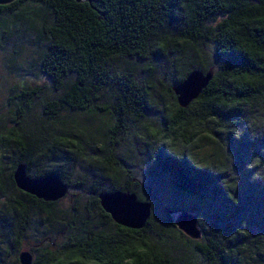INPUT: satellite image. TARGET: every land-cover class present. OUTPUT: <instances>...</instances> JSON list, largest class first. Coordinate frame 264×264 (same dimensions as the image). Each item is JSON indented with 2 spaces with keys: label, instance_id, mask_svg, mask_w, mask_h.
Listing matches in <instances>:
<instances>
[{
  "label": "trees",
  "instance_id": "1",
  "mask_svg": "<svg viewBox=\"0 0 264 264\" xmlns=\"http://www.w3.org/2000/svg\"><path fill=\"white\" fill-rule=\"evenodd\" d=\"M0 16L8 19L15 32L34 34L42 49L38 61L41 74L49 79L54 92L63 90L58 98L43 104L46 118L52 119L62 111L106 112L112 122L108 129L111 138L125 132L128 119L139 118L147 110L143 85L127 72L112 70L111 61L147 62L157 58L171 86L182 82L192 70L205 72L211 68L205 47L215 65L211 80L195 100L184 109L175 103L174 115L163 123L160 145L153 155L169 181L170 191L191 200L186 212L196 216L200 240L184 237L172 223L174 212L185 208L177 210L170 203L164 204L157 192L160 200L156 201L154 195L152 202L149 188L133 184L126 172L123 184L109 179L103 186L95 180L87 190L88 205L97 219L112 228L111 234L85 229L84 221L76 226L71 211L69 222L82 229L85 237L81 241L69 237L61 259L51 257L48 251L49 257L42 264H172L169 258L151 254L145 242L146 233L155 224L154 209L159 212L156 232L172 233L182 244L191 245L204 264H264V177L254 173V167H263L264 163L259 160L252 167H226L221 172L218 163L216 170L206 165L216 156L194 161L186 154L190 145L207 136L220 140L221 134L215 132L218 127L225 129L230 148H234L236 133L228 127L241 123L251 132L256 124L264 129V0H15L0 5ZM1 33L2 37L7 35L4 29ZM67 77L72 82L64 88ZM170 87L166 91L175 101ZM37 92H21L15 98L27 108ZM101 92L107 93L110 102L95 107L93 101ZM197 126L192 135L184 134ZM9 137L7 140L18 147L6 184L48 216V208L61 199L42 202L26 195L15 189L11 175L15 165L23 163L29 178L54 175L69 189L60 169L42 171L31 166L35 158L47 153L66 154L69 140L57 138L49 145L34 147L17 135L10 133ZM168 142H179L183 154L165 148ZM112 143H108L111 148ZM117 190L131 192L138 201L150 204L149 218L142 229L116 226L99 208L97 195ZM16 204V219L0 216V239L13 236L18 242L23 235L27 212L20 202Z\"/></svg>",
  "mask_w": 264,
  "mask_h": 264
},
{
  "label": "rangeland",
  "instance_id": "2",
  "mask_svg": "<svg viewBox=\"0 0 264 264\" xmlns=\"http://www.w3.org/2000/svg\"><path fill=\"white\" fill-rule=\"evenodd\" d=\"M8 24V19L0 16V35L3 29L7 32L5 37L0 36V216L16 219L18 206L16 202H20L26 208L27 225L18 242L14 241L13 236L0 239V264H17L16 258L21 251L28 252L32 261L38 264H42L49 257L48 251L51 257L57 256L61 259L63 244L69 237H74L78 241L85 237L82 229L75 228L69 222L71 211L75 214L76 226H82L80 222L84 221L87 226L85 229L111 234L112 228L97 219L94 210L88 205L90 199L87 190L95 180L100 181L103 186L109 179L123 184L128 173L129 181L133 184L138 182L149 188L151 191L149 199L152 202L157 192L162 195L164 204L170 203L177 210L185 208L183 210L187 211L186 208L190 207L191 200L170 191L169 181L159 171L157 157L153 156L156 145H160L162 125L173 117L176 109L174 99L166 91L171 83L162 75L164 71L162 62H158L157 58L147 62L131 59L111 61L112 70L127 72L143 85L147 102V110L142 116L128 119L125 132L116 138H111L108 129L112 126V122L106 112L95 109L83 112L62 111L55 114L52 119L46 118L43 104L45 101L58 98L63 90L54 92L49 79L41 74L38 61L42 49L35 42L34 34L15 32ZM203 51L209 59V67L213 68L214 72V60L210 56L208 47ZM64 82L66 88L72 82V78L67 77ZM32 89L38 92L29 106L24 108L15 97L21 92ZM109 102L107 93L101 92L94 99L93 105L104 106ZM211 127L214 129V124ZM228 128L229 131L231 128L234 129L236 133V141L232 145L234 148H230L231 146L225 141L223 131L225 129L218 127L215 132L221 134L220 140L212 135L207 136L206 139L190 145L186 154H189L194 161L216 156L206 165L216 170L218 163L221 172L226 167L233 170L241 167L245 169L250 165L252 167L259 160L264 163L262 127L256 124L253 132L250 131L249 126L241 123ZM197 129L198 126L184 131V134L192 135ZM10 133L17 135L25 144L31 143L34 147L43 143L49 145L57 138L69 140L66 154L50 156L47 153L42 158H35L31 165L33 169L41 168L42 171L57 168L66 175V182L69 185L68 194L53 207L48 208V216L46 212L39 211L6 184L9 168L16 157L18 147L7 140L10 138ZM109 142L113 144L112 148ZM167 144L165 148L170 149L171 152L183 154L179 142ZM197 146L200 149H197ZM186 154L184 155L187 161H191ZM118 163L123 168L121 166L117 168L115 164ZM254 168V173L263 178L264 166L258 165ZM144 191L143 195L147 190ZM155 196L156 201H159V194ZM70 205L73 206L72 209ZM160 207H163V204H160ZM153 211L157 217L158 210ZM156 217L155 224H158ZM173 218L172 215L171 219ZM66 224L69 227L65 228ZM155 224L146 233L145 242L151 247L149 250L151 254L169 258L172 264H204L195 255L191 245L182 244L172 233L156 232Z\"/></svg>",
  "mask_w": 264,
  "mask_h": 264
},
{
  "label": "water",
  "instance_id": "3",
  "mask_svg": "<svg viewBox=\"0 0 264 264\" xmlns=\"http://www.w3.org/2000/svg\"><path fill=\"white\" fill-rule=\"evenodd\" d=\"M15 0H0V5H6ZM213 75V69L205 72L192 70L182 82L170 87L175 103L180 109L187 107L206 87ZM12 182L16 190L34 197L42 202H55L68 194V187L56 176L49 175L41 178H29L25 165L17 163L13 169ZM99 208L116 226L128 230H140L145 226L150 214V204L138 201L136 196L128 191H114L97 195ZM171 214V212H168ZM172 223L186 238L192 241L201 238V232L196 216L186 212H174ZM18 264H31L28 252L21 251L17 255Z\"/></svg>",
  "mask_w": 264,
  "mask_h": 264
}]
</instances>
